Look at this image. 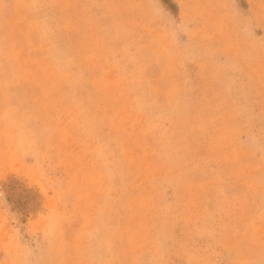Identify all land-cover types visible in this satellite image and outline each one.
<instances>
[{
	"label": "rangeland",
	"instance_id": "obj_1",
	"mask_svg": "<svg viewBox=\"0 0 264 264\" xmlns=\"http://www.w3.org/2000/svg\"><path fill=\"white\" fill-rule=\"evenodd\" d=\"M0 264H264V0H0Z\"/></svg>",
	"mask_w": 264,
	"mask_h": 264
}]
</instances>
